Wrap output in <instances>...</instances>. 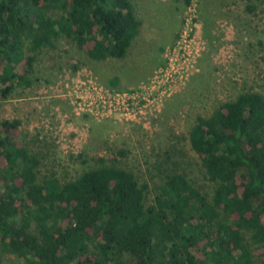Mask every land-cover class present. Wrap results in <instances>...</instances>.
Masks as SVG:
<instances>
[{"label":"trees","instance_id":"16d2710c","mask_svg":"<svg viewBox=\"0 0 264 264\" xmlns=\"http://www.w3.org/2000/svg\"><path fill=\"white\" fill-rule=\"evenodd\" d=\"M173 1L181 14L193 2ZM140 26L130 0H0V101L31 86L55 41L122 58ZM20 126L0 121V264H264V94L196 118L188 142L206 187L184 169L141 181L116 158L61 181Z\"/></svg>","mask_w":264,"mask_h":264},{"label":"rangeland","instance_id":"374dc122","mask_svg":"<svg viewBox=\"0 0 264 264\" xmlns=\"http://www.w3.org/2000/svg\"><path fill=\"white\" fill-rule=\"evenodd\" d=\"M130 1L141 26L122 58L91 59L75 43L55 41L37 54L31 86L0 101V121L19 119L41 172L61 181L116 158L141 181L157 169H184L206 187L188 132L198 116L240 92L264 94V0H194L180 21L171 15L173 0ZM157 74L164 91L128 119L120 112L99 120L77 114L68 97L78 81L136 92Z\"/></svg>","mask_w":264,"mask_h":264},{"label":"built area","instance_id":"2783aa9c","mask_svg":"<svg viewBox=\"0 0 264 264\" xmlns=\"http://www.w3.org/2000/svg\"><path fill=\"white\" fill-rule=\"evenodd\" d=\"M193 7L194 0L184 12ZM158 77L157 74L148 86H142L136 92L111 90L92 80L78 81L70 87L68 97L77 114L89 115L99 120L120 112L126 117L124 119H128L130 115L134 116V108L149 109L153 106L154 99H157L164 91L162 85L165 83L161 84ZM140 101L143 102L142 106L138 105Z\"/></svg>","mask_w":264,"mask_h":264},{"label":"crops","instance_id":"0c3cea01","mask_svg":"<svg viewBox=\"0 0 264 264\" xmlns=\"http://www.w3.org/2000/svg\"><path fill=\"white\" fill-rule=\"evenodd\" d=\"M181 6L179 7L178 4H174L173 5V10H172V17H174L175 19L178 18V20L180 21V18H181Z\"/></svg>","mask_w":264,"mask_h":264}]
</instances>
